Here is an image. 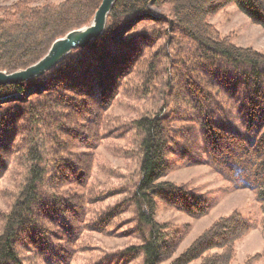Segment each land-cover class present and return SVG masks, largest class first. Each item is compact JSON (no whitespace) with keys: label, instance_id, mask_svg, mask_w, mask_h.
I'll list each match as a JSON object with an SVG mask.
<instances>
[{"label":"trees","instance_id":"1","mask_svg":"<svg viewBox=\"0 0 264 264\" xmlns=\"http://www.w3.org/2000/svg\"><path fill=\"white\" fill-rule=\"evenodd\" d=\"M39 1L0 4V71L12 73L39 61L55 40L88 26L102 2ZM229 4L264 29V0H116L99 39L73 50L41 77L0 87V181L12 164L19 163L22 168V180L1 222L0 264H23L21 248L44 264H67L70 243H74L84 219V207L54 192L60 174L77 169L76 164L74 169L67 162V150L73 143L68 139L72 129L66 126L76 123V127L80 121L90 124V114L107 112L125 83L138 73L143 72L146 80L154 76L159 51L147 60L145 51L163 37L172 41L174 35L177 42L183 39L192 43L198 59L195 66L179 60L176 69L181 80L173 78L185 94L174 95V103L192 109L189 120L201 132L208 161L226 171L235 188L255 193L261 214L255 225L260 226L264 239V54L220 38L209 23L211 16ZM163 6L169 7L170 14L155 20L159 26L153 32L122 36L117 41L129 21H141L153 14L151 7ZM38 86L42 88L39 92ZM223 100L235 104L233 116L238 130ZM164 112L162 108L132 122L139 134L140 158L138 179L129 200L142 242L96 264L127 263L139 255L142 264H162L172 255L178 238L171 237L155 220L157 201L194 218L206 215L213 206L212 200L200 194L161 181L169 169L166 156L174 133L166 127L170 116ZM180 113L176 119H181ZM221 136L231 140L227 143L230 154L216 162V144ZM78 142L84 147L88 144L83 138ZM75 174L76 184L82 185L80 175ZM111 216L108 213L93 226L100 229ZM255 225L237 213L222 217L169 264L195 260L200 264H230L234 243Z\"/></svg>","mask_w":264,"mask_h":264},{"label":"rangeland","instance_id":"2","mask_svg":"<svg viewBox=\"0 0 264 264\" xmlns=\"http://www.w3.org/2000/svg\"><path fill=\"white\" fill-rule=\"evenodd\" d=\"M52 1L59 3L62 0ZM11 2L12 0H0V4L3 5ZM34 2L40 3L39 0ZM151 11L153 14L143 17L141 21L135 23L134 20L129 21L119 32L117 41H120L122 36L130 38L139 33L153 32V29L159 26L154 24L155 20L170 14L168 6L151 7ZM133 23L137 24L131 28ZM209 23L218 32L220 38L228 39L236 47L252 49L264 54V29L253 24L237 10L235 5L229 4L223 7L209 18ZM128 27L131 29L124 34ZM147 48L146 60L159 51L154 76H147L146 80L142 72L128 80L107 112L96 116L89 115L90 124L85 121L77 122L76 127V123L66 124V128L72 129L68 139L73 143V146L67 150V162L73 165L74 169L76 164L77 169L74 171L78 172L79 183L83 182V184H76L78 183L75 180L76 174L69 169L60 174V183L54 192L65 197L71 204L81 202L84 207V219L83 222L81 220L74 243H70L71 251L67 264H96L104 259L110 260L118 257L127 248L142 242L134 208L129 200L138 179L140 158L139 134L132 122L141 115L151 114L162 108L165 110L164 113L170 116L166 127L174 133L170 136L172 141L166 156L169 169L161 181L183 186L186 190L200 194L206 200L213 202L209 212L199 218L176 210L161 201L156 202L155 220L167 228L171 237L178 238L175 251L162 264H169L204 230L222 217L237 213L255 225L261 216L255 193L249 189L235 188L227 176L228 173L214 167L211 160L208 161L210 158L204 152L201 132L197 125L189 120L192 109L174 103L172 98L174 95L178 97L179 94L184 93L179 81L173 78L180 76L176 69L180 66L179 60L186 61L190 66H195L198 62L194 55L195 46L183 39L177 42V37L174 35L172 41H167L166 37H163ZM166 72H170L172 77ZM41 89L40 86L36 88L38 92ZM223 103L230 112L234 129L238 130L237 118L233 116L236 114L235 104L228 100H223ZM229 108H232V111H229ZM174 113H180L181 119H176L178 116ZM79 138L88 141L86 147L79 144ZM229 142L231 140L227 139V136H221L218 140L216 162L223 161L225 155L229 156L228 149L231 148L227 147ZM10 167L0 181V227L3 215L8 211L16 188L22 180L20 164H12ZM108 213H112L109 223L96 229L93 224L100 219L103 220ZM52 229L55 231L57 226H52ZM19 250L23 264H44L34 258L33 254L25 252L23 248ZM233 252L230 264H264V239L260 226L255 225L240 237L234 243ZM200 262L195 260L190 264H200ZM115 264H142V258L139 255L131 258L127 263L120 261Z\"/></svg>","mask_w":264,"mask_h":264},{"label":"water","instance_id":"3","mask_svg":"<svg viewBox=\"0 0 264 264\" xmlns=\"http://www.w3.org/2000/svg\"><path fill=\"white\" fill-rule=\"evenodd\" d=\"M115 2L116 0H102L88 26L73 30L64 37L55 40L47 54L36 63L12 73L0 71V87L19 84L33 78L41 77L57 66L73 50L85 48L91 42L99 39L105 30L107 17Z\"/></svg>","mask_w":264,"mask_h":264}]
</instances>
